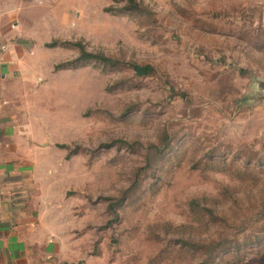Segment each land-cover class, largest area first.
Wrapping results in <instances>:
<instances>
[{
    "label": "rangeland",
    "instance_id": "rangeland-1",
    "mask_svg": "<svg viewBox=\"0 0 264 264\" xmlns=\"http://www.w3.org/2000/svg\"><path fill=\"white\" fill-rule=\"evenodd\" d=\"M87 1L22 103L71 264H264V0Z\"/></svg>",
    "mask_w": 264,
    "mask_h": 264
},
{
    "label": "crops",
    "instance_id": "crops-1",
    "mask_svg": "<svg viewBox=\"0 0 264 264\" xmlns=\"http://www.w3.org/2000/svg\"><path fill=\"white\" fill-rule=\"evenodd\" d=\"M87 2L0 0V264L72 262L38 195L43 150L22 103L63 58L61 47L47 44L74 34L71 13Z\"/></svg>",
    "mask_w": 264,
    "mask_h": 264
},
{
    "label": "trees",
    "instance_id": "trees-1",
    "mask_svg": "<svg viewBox=\"0 0 264 264\" xmlns=\"http://www.w3.org/2000/svg\"><path fill=\"white\" fill-rule=\"evenodd\" d=\"M110 10L112 11L111 8H110ZM62 44H66V42L61 43L58 40H54L51 43L47 44V47L48 48H55V47L60 46ZM76 46H78L79 48H81V59L80 60H90V59L91 60H102L103 62H105L107 64H110V65H113V64H116L117 63L116 61H114V60H112L110 58H106V57H102L100 55H95V54L88 53L81 44H78ZM60 67L57 68V69H60ZM148 72H150V69L149 68H148ZM59 147L60 148H66V145H60Z\"/></svg>",
    "mask_w": 264,
    "mask_h": 264
},
{
    "label": "water",
    "instance_id": "water-1",
    "mask_svg": "<svg viewBox=\"0 0 264 264\" xmlns=\"http://www.w3.org/2000/svg\"><path fill=\"white\" fill-rule=\"evenodd\" d=\"M138 75L142 76V75H146L148 72V67H140V66H136L135 67Z\"/></svg>",
    "mask_w": 264,
    "mask_h": 264
}]
</instances>
